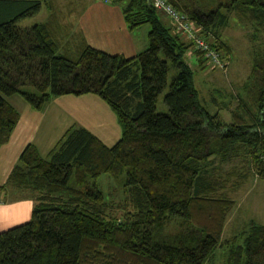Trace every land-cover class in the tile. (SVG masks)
Returning <instances> with one entry per match:
<instances>
[{"label": "trees", "instance_id": "trees-1", "mask_svg": "<svg viewBox=\"0 0 264 264\" xmlns=\"http://www.w3.org/2000/svg\"><path fill=\"white\" fill-rule=\"evenodd\" d=\"M168 1L200 27L223 61L229 47L221 30L232 15L250 26L253 39L264 40V0ZM120 2L129 29L149 25L147 47L133 57L69 39L51 0H0V147L19 119L6 100L14 95L41 111L54 98L92 94L121 129L112 146L71 126L46 157L32 144L23 148L0 193L32 191L35 205L28 220L0 231V264H203L219 245L233 203L210 195V158L223 161L227 152L242 150L264 179V48L251 52L236 108L219 102L230 111L225 123L201 104L186 62L190 50L203 70L201 52L175 35L148 0L111 4ZM42 5L48 11L43 22L17 25ZM170 67L175 72L167 81ZM165 90L166 111L158 113L157 97ZM100 175L123 184L131 210L121 219L106 210L95 183ZM227 246L225 264H264V225L249 223Z\"/></svg>", "mask_w": 264, "mask_h": 264}, {"label": "rangeland", "instance_id": "rangeland-1", "mask_svg": "<svg viewBox=\"0 0 264 264\" xmlns=\"http://www.w3.org/2000/svg\"><path fill=\"white\" fill-rule=\"evenodd\" d=\"M51 1L53 8L59 12L60 21H62L65 29L69 28L68 30H70L68 32L69 39L77 37V16L86 8L90 0ZM174 1L190 6L209 5L211 3V0ZM123 4L124 2L118 3L119 6ZM47 15L48 11L45 5H42L37 14L19 20L17 25L30 27L44 21ZM156 15L162 19L161 16L163 14L158 10ZM140 28H146L147 33L149 31L147 23L136 26L133 29L138 31ZM221 37L229 47L227 58L224 60L226 64L222 69L211 68L207 65L203 70L197 68V59L193 54L186 59V62L193 72L194 85L198 90L201 104L209 113L218 112L221 115L219 116L221 120L223 122L229 120L227 122L229 123L231 122L230 111L221 109L219 102L228 101L230 110L236 108L238 105L236 94H240L249 74L251 52L254 49L262 50L264 48V40L262 36L253 39L250 26L238 23L234 15L229 19L226 28L221 30ZM174 72L175 69L170 67L167 81H169ZM166 91H163L157 97L155 107L158 113L166 111L163 103V96ZM212 96L218 105L213 103ZM6 99L11 105L20 106L24 104L18 95ZM243 153L239 149L227 152L228 156L223 161L218 157L210 158L211 168L209 171L213 170V178L215 180L214 189L210 195L227 198L233 203L225 216L219 245L203 264H225L227 243H230L232 236L239 235L251 222L264 225V179L256 176L254 170L247 164ZM95 183L97 190L103 196L104 203L107 205L106 210L109 211L111 216L121 219L124 211L131 210L130 205L127 203L128 199L124 194L122 183L107 175H100L95 180ZM34 197L35 193L32 191L14 188H7L6 192L0 193V231L28 220L35 205ZM174 229L175 225H172L171 231ZM237 240L241 242V237Z\"/></svg>", "mask_w": 264, "mask_h": 264}, {"label": "crops", "instance_id": "crops-1", "mask_svg": "<svg viewBox=\"0 0 264 264\" xmlns=\"http://www.w3.org/2000/svg\"><path fill=\"white\" fill-rule=\"evenodd\" d=\"M161 17L165 24L172 26L164 15ZM76 25L77 37L82 42L110 55L133 57L147 47V29H129L121 7L116 4L90 0L78 14ZM68 29H65L67 33L70 31ZM191 54L189 50L187 58ZM12 106L19 112V119L7 143L0 147V186L5 183L27 144L34 145L38 153L46 157L71 126L85 128L106 146H112L121 135L114 113L106 103L92 94L57 97L41 111H34L25 102L20 106Z\"/></svg>", "mask_w": 264, "mask_h": 264}, {"label": "built area", "instance_id": "built-area-1", "mask_svg": "<svg viewBox=\"0 0 264 264\" xmlns=\"http://www.w3.org/2000/svg\"><path fill=\"white\" fill-rule=\"evenodd\" d=\"M104 4H110L114 0H100ZM149 3L159 12H161L171 23L173 32L182 41L191 43L194 50L201 52L205 64L211 68H223L226 64L220 58L219 52L212 48L209 43L204 40L200 33V27H197L182 12L175 9L168 0H148Z\"/></svg>", "mask_w": 264, "mask_h": 264}]
</instances>
